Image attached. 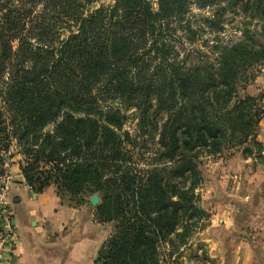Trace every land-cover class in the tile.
Returning a JSON list of instances; mask_svg holds the SVG:
<instances>
[{
	"label": "trees",
	"instance_id": "obj_1",
	"mask_svg": "<svg viewBox=\"0 0 264 264\" xmlns=\"http://www.w3.org/2000/svg\"><path fill=\"white\" fill-rule=\"evenodd\" d=\"M228 10L259 28L222 40ZM197 29L208 53L184 52ZM263 64L264 0H0V167L13 150L33 193L98 194L112 228L92 264H170L210 216L201 158H262L264 93L241 91Z\"/></svg>",
	"mask_w": 264,
	"mask_h": 264
},
{
	"label": "crops",
	"instance_id": "obj_2",
	"mask_svg": "<svg viewBox=\"0 0 264 264\" xmlns=\"http://www.w3.org/2000/svg\"><path fill=\"white\" fill-rule=\"evenodd\" d=\"M254 86V92H264V69ZM257 138L263 145V160L252 173L241 176L239 166L236 186L220 184L210 192V198L225 196L221 201L209 199L211 233L195 241L202 242L213 264H264V117ZM8 201L16 239L9 264H92L108 236L89 202L63 203L53 186L33 193L20 178L11 184Z\"/></svg>",
	"mask_w": 264,
	"mask_h": 264
},
{
	"label": "rangeland",
	"instance_id": "obj_3",
	"mask_svg": "<svg viewBox=\"0 0 264 264\" xmlns=\"http://www.w3.org/2000/svg\"><path fill=\"white\" fill-rule=\"evenodd\" d=\"M153 7H156V0H149ZM102 4H109L112 2V0H100ZM191 13L194 15V19L199 18L201 15H209L211 13V8L206 9H200L197 6H192ZM225 22H224V30L221 31L218 35L222 38V40L226 41H235L239 40L242 37V31L244 29H258V21L253 20L249 18L248 16L240 13L238 10L233 11H226L225 13ZM198 35L196 36V41L193 44L188 45V43H184L182 46V50L184 52H192V53H198L200 51L208 53V48L206 45L204 46L203 42L204 39L209 37L212 38L215 33H207V30H199ZM264 69V64L259 67L258 73L256 77L254 78L253 82L246 85L245 89L241 91L242 93H247L252 96H257L260 94V92H254L255 86L254 82H256V78L258 75L262 74ZM264 93V92H263ZM262 105H264V98L261 100ZM264 117V116H263ZM262 117V118H263ZM261 118V119H262ZM135 121L134 119H131L127 121V123L124 125V129L129 130L130 133H135ZM260 122V121H259ZM259 125V123H258ZM258 125L256 127V133L258 135ZM257 138V136H256ZM258 140V138H257ZM259 141V140H258ZM149 147V143L146 142V146L139 148V150H135L133 152L134 159L139 158V160L143 159L146 155L145 149ZM241 147H227L224 148L223 151L210 155V156H204L201 158V166L200 170L202 172L203 181L202 183L197 187L196 193L201 197L202 199H205V201L200 203L201 207L204 208L208 213L209 217L202 219V221H199L195 229L193 230V235L190 237L188 243L186 245H182L180 249L177 252V256L175 255L172 259H170V264H213V262L210 260V258L207 257V254L205 252V248L203 247V244L201 241H195L198 237H202L203 235L211 233L207 230V225L209 224V218L211 217V210H210V201L209 199H213L215 201L223 200V196L225 195H217L218 199L213 198V196L210 198V194L212 193V189L216 185L220 184H226L230 186H236L237 183L235 180H238V170L237 167L241 166L243 173H241V176H245L247 174H251L254 170L256 163L263 160L262 158L256 157L255 155L249 156V157H243L241 153ZM263 151V150H262ZM9 153H13L12 158H8ZM8 154H5V162L0 167V169L3 170V168L10 173L12 176V183L15 182L17 179L22 178V174L20 171V161L22 160V156L18 153L11 150ZM141 153H144L143 155H139ZM256 157V158H255ZM244 161H247L246 163ZM13 165V166H12ZM226 175V176H224ZM234 175H237L234 177ZM224 177V180L222 179ZM241 185V184H240ZM54 187V186H53ZM211 192V193H210ZM88 195H84V200L82 203H80L78 206H84L88 204ZM209 202H208V201ZM214 204V203H213ZM93 209L95 206H92ZM94 218L98 221V219L95 216V211L93 210ZM102 225H104L105 228H108L109 233L111 231V224L106 223L103 221H98ZM108 233V234H109ZM180 256H183L184 258L180 259ZM207 257V260H202V257Z\"/></svg>",
	"mask_w": 264,
	"mask_h": 264
},
{
	"label": "built area",
	"instance_id": "obj_4",
	"mask_svg": "<svg viewBox=\"0 0 264 264\" xmlns=\"http://www.w3.org/2000/svg\"><path fill=\"white\" fill-rule=\"evenodd\" d=\"M11 184L12 176L3 168V172H0V264H9L16 243L15 226L8 201Z\"/></svg>",
	"mask_w": 264,
	"mask_h": 264
},
{
	"label": "water",
	"instance_id": "obj_5",
	"mask_svg": "<svg viewBox=\"0 0 264 264\" xmlns=\"http://www.w3.org/2000/svg\"><path fill=\"white\" fill-rule=\"evenodd\" d=\"M88 201L92 206H95L99 203L100 197L98 196L97 193H93L88 197Z\"/></svg>",
	"mask_w": 264,
	"mask_h": 264
}]
</instances>
